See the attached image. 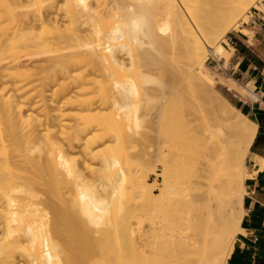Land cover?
Masks as SVG:
<instances>
[{
  "label": "bare ground",
  "instance_id": "bare-ground-1",
  "mask_svg": "<svg viewBox=\"0 0 264 264\" xmlns=\"http://www.w3.org/2000/svg\"><path fill=\"white\" fill-rule=\"evenodd\" d=\"M257 2L0 0V264H228L258 126L216 86L258 94L209 57Z\"/></svg>",
  "mask_w": 264,
  "mask_h": 264
},
{
  "label": "crops",
  "instance_id": "crops-1",
  "mask_svg": "<svg viewBox=\"0 0 264 264\" xmlns=\"http://www.w3.org/2000/svg\"><path fill=\"white\" fill-rule=\"evenodd\" d=\"M236 46L230 64L232 76L251 85L257 99H247L243 107L257 126L248 157L246 211L242 228L228 264H264V13L257 14L232 34ZM247 79V80H246Z\"/></svg>",
  "mask_w": 264,
  "mask_h": 264
},
{
  "label": "rangeland",
  "instance_id": "rangeland-1",
  "mask_svg": "<svg viewBox=\"0 0 264 264\" xmlns=\"http://www.w3.org/2000/svg\"><path fill=\"white\" fill-rule=\"evenodd\" d=\"M255 5L256 6L252 7L250 9V11L247 12L246 16H244L240 20V24H239V26H237L236 30H232L227 35L226 39L230 36L231 33H233L234 31L239 30V28L243 24H246V23L249 22V20H250V18L252 16V13L254 12V9L255 8L257 10H259L260 12L264 13V0H258V2ZM222 45L225 46V48L227 50H229L231 53H233V54H231V57L228 60V62L222 61V60H221V62H218L217 59L216 58L213 59V57L211 55L209 57V63L215 69H221V68H223L225 70V73L223 74L224 75V78H227V79H235L240 85H242V86H248L247 84H245L243 82H240L237 77L232 76V74L230 72V64H231V62H232V60H233V58L235 56V50H232V46H229L228 44H222ZM152 53L154 54V56H153L154 58H155V55L156 54L158 55V58L161 57L158 53H154V52H152ZM156 58H157V56H156ZM153 77L155 78V81L152 83V86H157L159 84V81H161V79L162 80H165L164 77L160 76V73L159 72H156ZM240 89L243 91L242 88H240ZM216 90L221 95H223L225 98H227V100L230 101V103L232 105L236 106L239 110H241L245 115H247V112H246V110L243 107V102H245V100H247V99H254L255 100V97H253L251 94H247L244 91H243L244 92L243 95L237 96V95H234L233 93L229 92L226 88H224L223 86H220V85L216 86ZM232 95H233V97H232ZM230 96H231L232 99H230ZM153 102H154V104H153ZM153 102L149 103V106H148V108H149V110L151 111L152 114L155 113L154 109L156 111H157L158 108L160 109V106L158 104L159 101L158 100H155ZM150 108H152V109H150ZM168 108H169V117L170 118H169V120L167 122L169 123L168 129L170 130V134H175L176 137H177V139H178V137H180L179 139H181L182 138V135H184V133H185V131H184L185 130V127H184V119L182 118L183 115L180 112V110H181L180 109V103H175V104L169 106ZM156 121H158V120H156ZM160 121H161V119L157 123H159ZM153 126L154 125L151 122L150 123H145V124H142L141 129L136 130L137 134H139V135H136V139H137V140H135V147L136 148L134 150L135 151V154H134L135 155V162H134V165H133L134 167L132 166L133 167L132 169L134 171L135 170L136 171H145L146 174H148L149 177H150L151 184L154 186L155 184H160L162 182V179L161 178H157L156 176H154L152 174V172H153L154 169H157V171L159 173H161L162 168L160 167L159 164L157 165V168H156L155 167V163H156L155 161H154L155 163L154 162H151L148 165H143V162L144 161L141 160L142 159L141 157L145 155L147 149L152 144V141H151L152 139L151 138L154 135L153 129H155V127H156V126L155 127H153ZM161 138H163V135L161 136ZM76 154L79 155L78 153H76ZM179 162L177 161L176 163L178 164ZM248 165L249 164H248V159H247V167H248ZM140 169H142V170H140ZM248 174H249V172H248ZM157 194H158V192H157ZM246 195H247V193H246ZM246 195H245V197H246Z\"/></svg>",
  "mask_w": 264,
  "mask_h": 264
},
{
  "label": "built area",
  "instance_id": "built-area-1",
  "mask_svg": "<svg viewBox=\"0 0 264 264\" xmlns=\"http://www.w3.org/2000/svg\"><path fill=\"white\" fill-rule=\"evenodd\" d=\"M260 13H262V12H260L259 10H257V9L255 8V9H254V12L252 13V16H251L249 22H250V21H251V20H252L257 14H260ZM249 22H248V23H249ZM232 34H233V33H231L230 36L227 38V42H228L229 45L232 46V48L234 49L235 46H236V43H235L234 39L232 38Z\"/></svg>",
  "mask_w": 264,
  "mask_h": 264
}]
</instances>
